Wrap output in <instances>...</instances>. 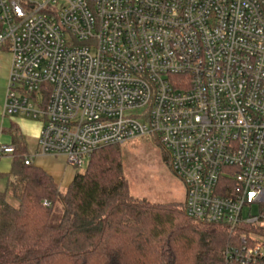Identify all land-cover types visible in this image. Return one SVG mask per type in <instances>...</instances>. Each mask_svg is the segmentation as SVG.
I'll list each match as a JSON object with an SVG mask.
<instances>
[{
	"label": "built area",
	"instance_id": "2783aa9c",
	"mask_svg": "<svg viewBox=\"0 0 264 264\" xmlns=\"http://www.w3.org/2000/svg\"><path fill=\"white\" fill-rule=\"evenodd\" d=\"M0 50L41 154L83 168L152 136L225 264H264V0H0Z\"/></svg>",
	"mask_w": 264,
	"mask_h": 264
},
{
	"label": "trees",
	"instance_id": "16d2710c",
	"mask_svg": "<svg viewBox=\"0 0 264 264\" xmlns=\"http://www.w3.org/2000/svg\"><path fill=\"white\" fill-rule=\"evenodd\" d=\"M48 97L47 90L45 104ZM10 134L13 167L0 176L8 182L0 191V264H225L227 227L192 220L185 202L134 198L121 146L96 151L62 195L44 170L25 164V142Z\"/></svg>",
	"mask_w": 264,
	"mask_h": 264
},
{
	"label": "rangeland",
	"instance_id": "374dc122",
	"mask_svg": "<svg viewBox=\"0 0 264 264\" xmlns=\"http://www.w3.org/2000/svg\"><path fill=\"white\" fill-rule=\"evenodd\" d=\"M159 144L156 138L149 136L121 146L129 192L134 198L155 204L185 202L186 189L171 171ZM74 169L77 173H84L86 167ZM66 191H61V194L64 195ZM8 203L19 207V202L10 197Z\"/></svg>",
	"mask_w": 264,
	"mask_h": 264
},
{
	"label": "crops",
	"instance_id": "0c3cea01",
	"mask_svg": "<svg viewBox=\"0 0 264 264\" xmlns=\"http://www.w3.org/2000/svg\"><path fill=\"white\" fill-rule=\"evenodd\" d=\"M12 58L0 50V176L8 175L13 167V154H4L1 147H13L11 130H16L25 142L26 158L53 178L60 191L67 190L77 175L64 156L43 155L39 150V138L43 127L41 119H33L22 113L7 115L4 106ZM7 179L0 177V191L7 187Z\"/></svg>",
	"mask_w": 264,
	"mask_h": 264
}]
</instances>
